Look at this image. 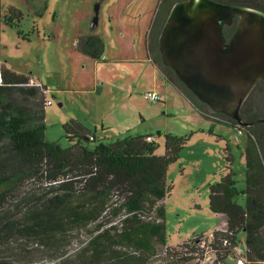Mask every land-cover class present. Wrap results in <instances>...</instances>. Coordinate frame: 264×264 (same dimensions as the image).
Listing matches in <instances>:
<instances>
[{
	"label": "rangeland",
	"instance_id": "rangeland-1",
	"mask_svg": "<svg viewBox=\"0 0 264 264\" xmlns=\"http://www.w3.org/2000/svg\"><path fill=\"white\" fill-rule=\"evenodd\" d=\"M263 1L257 0V4L264 5ZM158 4V0H0V76L3 68L27 78L33 76L42 83L36 89L37 95L42 93L43 99L50 102L43 105L45 135L48 140H57L62 145L68 143L63 123L70 119L82 121L92 131V122H96L97 135L105 136L106 140L136 133L157 138V130L162 137L166 132L183 135L193 131L180 158L166 171V183L171 186L164 204L167 251L152 240L156 249L149 258H143V264H223L221 256L225 248L213 242L214 236L209 235L215 229L218 217L208 206V186L223 175L227 165L223 146L225 140H229L234 158L232 168L237 172L236 186L244 187L242 153L246 134L244 131L238 134L236 129L198 113L163 77L157 78V85H153L149 71L140 72L141 64L111 61V56L115 55L142 54L143 37ZM9 6L20 10L18 23L14 18L10 25L5 24ZM121 32L123 36L134 37L132 53L119 39ZM86 34L104 38L102 61L96 63L86 58L75 47L76 38ZM149 88H154L162 99L145 98ZM18 90L7 99L22 101L27 94H19ZM125 91L130 97L120 100V94ZM113 105L115 110L108 111ZM244 107L249 110L250 117L264 113V85L251 91ZM102 120L107 125L104 131L100 127ZM211 128L225 140H216L210 135L208 130ZM158 142L159 153H162L163 138ZM48 188L49 183L43 176L24 175L8 189L6 200L0 206V227L5 218L12 221L14 227L11 234L0 232V264H112L108 259L89 263L93 247L83 250L91 237L106 228L110 229L111 237L100 241L105 255L114 249L141 254V248L132 246L134 243L129 240L132 236L120 240L118 232L124 230L123 236L125 232H133V225L137 227L138 222L121 224L118 217L125 212L115 215L110 210L116 200H108L94 218L68 225L49 244L21 230L18 219L29 206L37 203L34 198ZM97 224L100 227H96ZM202 233L206 236L196 240L195 246L190 248L188 243H193V239ZM238 237L244 241V232ZM241 248H244L243 244Z\"/></svg>",
	"mask_w": 264,
	"mask_h": 264
},
{
	"label": "trees",
	"instance_id": "trees-1",
	"mask_svg": "<svg viewBox=\"0 0 264 264\" xmlns=\"http://www.w3.org/2000/svg\"><path fill=\"white\" fill-rule=\"evenodd\" d=\"M158 1L149 31L148 55L161 67L166 79L183 93L200 114L234 129L239 126L246 134L242 153L244 187L240 189L236 186L237 172L232 168V145L222 135H217L225 140L223 153L227 165L221 178L208 186V206L211 211L227 217L228 232L215 229L213 242L221 246V238L228 237L232 244H237L240 241L238 234L244 232V241L240 242L245 246L247 260L250 264H264V122L240 125L230 116L210 111L176 77L174 71L161 62L158 37L170 8L179 0ZM216 1L247 5L264 11V5L257 4V0ZM8 12L9 21L5 20L7 25L14 18L19 22V9L10 6ZM76 47L92 58L99 59L104 43L98 34H86L78 37ZM0 78V206L4 204L13 182L24 175L43 176L49 183V188L34 198L37 203L29 206L18 219L20 229L49 244L68 225L81 224L94 218L108 200H116L110 210L115 215L125 212L118 217L120 223L138 222L136 228L133 225V232H125L123 236L124 230L119 231L120 240L132 236L129 240L134 243V248H141V254L114 249L105 255L100 241L111 237L108 234L110 229L106 228L91 237L83 248L87 251L93 247L88 262L99 263L108 259L112 264H143V258H149L156 249L154 241L149 245L143 227L145 230H150L152 226L158 227L153 240L166 246L167 251L164 204L171 186L166 183V171L171 163L180 158L181 150L193 131L183 135L164 133L163 152L159 153V142L157 139L147 140V134H129L121 139L106 140L96 136L95 131L87 128L82 121L70 119L63 123L68 143L62 145L57 140L46 138L43 115L45 100L43 94L37 95L36 91L40 86L28 85L29 78L3 68ZM260 84L264 85V81L257 82L253 89ZM16 89H19V94L29 95V98L23 96L22 101L18 102L7 99ZM247 98L239 110L241 119L251 122L264 118V113L249 116V110L244 107ZM208 132L214 134L212 128ZM159 217L161 220L157 222L156 218ZM6 219L0 227L4 235L11 234L14 227L13 222ZM7 222L12 223L9 225ZM96 227H100V224ZM199 237H204V234L196 236L188 246L193 248Z\"/></svg>",
	"mask_w": 264,
	"mask_h": 264
},
{
	"label": "water",
	"instance_id": "water-1",
	"mask_svg": "<svg viewBox=\"0 0 264 264\" xmlns=\"http://www.w3.org/2000/svg\"><path fill=\"white\" fill-rule=\"evenodd\" d=\"M237 17L226 42L223 27ZM161 62L213 112L240 125L239 110L255 84L264 81V11L216 0H179L158 37ZM156 134H161L160 130Z\"/></svg>",
	"mask_w": 264,
	"mask_h": 264
},
{
	"label": "crops",
	"instance_id": "crops-1",
	"mask_svg": "<svg viewBox=\"0 0 264 264\" xmlns=\"http://www.w3.org/2000/svg\"><path fill=\"white\" fill-rule=\"evenodd\" d=\"M10 7V6H9ZM8 7V8H9ZM18 9V8H17ZM7 10V9H6ZM7 12H8V10H7ZM8 14H9V12H8ZM154 18H155V10H154V12H153V14H152V16H151V19H150V22L148 23V26H147V29H146V32H145V34H144V37H143V41H142V45H143V52H142V54L141 55H133V54H131V55H128V56H126V57H121V56H111V61H116V62H127V63H132V64H141V66H142V68L140 69V72L141 73H144V72H146V71H149V73H150V75H151V77H152V81H153V85H157V78H161V77H163L164 79H165V81L167 82V83H169L170 85H172L167 79H166V76H165V74H164V72L162 71V69H161V67L153 60V58L152 57H150L149 55H148V52H147V48H148V39H149V31H150V29H151V26H152V22H153V20H154ZM5 20L6 21H9L8 19H5L4 18V22H5ZM18 23V22H17ZM6 24V23H5ZM120 37H119V39L121 40V42L126 46V48L127 49H130V51H131V53L134 51V46H135V39H134V37L132 36V35H128V36H123V32H121L120 34H118ZM121 36H123V37H121ZM79 37V36H78ZM78 37L76 38V41H77V39H78ZM101 38H102V40H103V43H104V47H103V52H102V55H101V57L99 58V59H95V58H92L89 54H87V53H83V52H81L80 50H78L82 55H84V56H86V58H90V59H92V60H94L96 63L97 62H100V61H102L103 59V53H104V50H105V41H104V38L102 37V36H100ZM76 41H75V47H76ZM77 48V47H76ZM29 78H32V79H34L35 81H37L38 82V80L35 78V77H33V76H31V77H29ZM38 83H40V82H38ZM40 84H42V83H40ZM173 86V85H172ZM175 87V86H174ZM176 88V87H175ZM177 89V88H176ZM177 90H179V89H177ZM148 91H155L156 92V90L154 89V88H149V90ZM179 92H181L180 90H179ZM182 93V92H181ZM183 94V93H182ZM160 96V95H159ZM130 97V93H127L126 91L125 92H122L121 94H120V100H126L127 98H129ZM190 102V101H189ZM191 104V103H190ZM192 105V104H191ZM193 106V105H192ZM115 110V105H113V106H111L110 107V110H108V111H114ZM198 112V111H197ZM199 113V112H198ZM85 119H87V118H85ZM86 123L87 124H89L88 122H87V120H86ZM92 124L94 125V131H95V135L96 136H98L97 135V133H96V131H97V126H96V122H92ZM85 126H87L86 124H84ZM100 127H101V130L102 131H104L106 128H107V125L104 123V121L102 120L101 122H100ZM109 125L111 126V124L109 123ZM147 135H151V134H147ZM162 135V134H161ZM157 136V141L159 140V138H163L164 139V135H163V137L162 136ZM210 135H212V136H215L216 137V140H223V139H220V138H218L217 137V135L214 133V134H211L210 133ZM219 135V134H218ZM98 137H104L105 138V136H101V135H99ZM224 137V136H223ZM224 145H225V143H224ZM224 147V146H223ZM224 170H225V168L223 169V173H224ZM216 213V212H215ZM217 214V219H218V221L216 222V224H215V229H217V228H219V227H222L223 225H225L226 224V220H227V217L224 215V214H221V213H216ZM136 228V227H135ZM143 229V232H144V236L148 239V241H149V245L151 246V242H152V240L155 238V235H157V229H158V227H156V226H152L151 227V229L150 230H145V228L143 227L142 228ZM214 229V230H215ZM213 230V231H214ZM211 233V232H210ZM202 234H204V233H202ZM208 235V234H207ZM165 240V238L163 239V241ZM166 241V243H167V240H165Z\"/></svg>",
	"mask_w": 264,
	"mask_h": 264
},
{
	"label": "built area",
	"instance_id": "built-area-1",
	"mask_svg": "<svg viewBox=\"0 0 264 264\" xmlns=\"http://www.w3.org/2000/svg\"><path fill=\"white\" fill-rule=\"evenodd\" d=\"M0 81H1V78H0ZM26 84L41 86L40 83H38L37 81H35L32 78H29V81ZM144 96H145V98H147V99H149L151 101H159V100L162 99L159 96V94L157 92H155V91H147L144 94ZM49 103H50L49 101L45 100V105H48ZM236 131H237L238 134H242L243 133V130L241 128H239V126H238V129H236ZM146 139L147 140H156V137L153 136V135H148L146 137ZM160 220H161L160 217L156 218L157 222H159ZM216 230L227 231L226 227H219ZM213 232L209 233V235L210 236H214ZM205 236L206 235H204V237ZM204 237H199L197 239V241H199L200 239H202ZM241 244H243V243L240 242V241L237 244H232L230 238H228V237L221 238V245L225 248V252L221 256V257H223V261L225 262L223 264H250L249 261L246 258L245 246H244V248H241ZM165 249H166V246L163 247V251H165Z\"/></svg>",
	"mask_w": 264,
	"mask_h": 264
},
{
	"label": "flooded vegetation",
	"instance_id": "flooded-vegetation-1",
	"mask_svg": "<svg viewBox=\"0 0 264 264\" xmlns=\"http://www.w3.org/2000/svg\"><path fill=\"white\" fill-rule=\"evenodd\" d=\"M243 6H247V5H243ZM248 7H251V6H248ZM252 8H255V7H252ZM257 9V8H256ZM236 21H237V17H234L233 18V23L231 25H225L223 27V34L226 38V42H228L230 40V37L235 29V24H236Z\"/></svg>",
	"mask_w": 264,
	"mask_h": 264
}]
</instances>
